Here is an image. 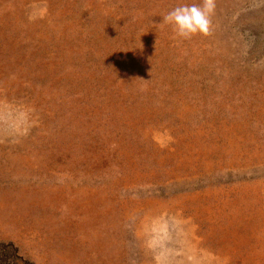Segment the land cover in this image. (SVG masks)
Wrapping results in <instances>:
<instances>
[{
    "label": "rangeland",
    "instance_id": "1",
    "mask_svg": "<svg viewBox=\"0 0 264 264\" xmlns=\"http://www.w3.org/2000/svg\"><path fill=\"white\" fill-rule=\"evenodd\" d=\"M0 0V264H264V0Z\"/></svg>",
    "mask_w": 264,
    "mask_h": 264
},
{
    "label": "clouds",
    "instance_id": "2",
    "mask_svg": "<svg viewBox=\"0 0 264 264\" xmlns=\"http://www.w3.org/2000/svg\"><path fill=\"white\" fill-rule=\"evenodd\" d=\"M215 0H200V3L181 4L163 16V24L172 25L175 35L191 39L196 35H209Z\"/></svg>",
    "mask_w": 264,
    "mask_h": 264
}]
</instances>
